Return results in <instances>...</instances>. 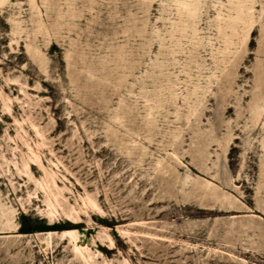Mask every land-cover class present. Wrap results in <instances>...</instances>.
<instances>
[{
  "label": "rangeland",
  "instance_id": "rangeland-1",
  "mask_svg": "<svg viewBox=\"0 0 264 264\" xmlns=\"http://www.w3.org/2000/svg\"><path fill=\"white\" fill-rule=\"evenodd\" d=\"M0 264H264V0H0Z\"/></svg>",
  "mask_w": 264,
  "mask_h": 264
},
{
  "label": "bare ground",
  "instance_id": "bare-ground-1",
  "mask_svg": "<svg viewBox=\"0 0 264 264\" xmlns=\"http://www.w3.org/2000/svg\"><path fill=\"white\" fill-rule=\"evenodd\" d=\"M74 230H66V231H64V233H63V235L64 236H70V235H72L74 232H73ZM111 241H112V244H113V240L111 239Z\"/></svg>",
  "mask_w": 264,
  "mask_h": 264
},
{
  "label": "trees",
  "instance_id": "trees-1",
  "mask_svg": "<svg viewBox=\"0 0 264 264\" xmlns=\"http://www.w3.org/2000/svg\"><path fill=\"white\" fill-rule=\"evenodd\" d=\"M36 229L33 228L32 230H27V229H24L25 232H31V231H35Z\"/></svg>",
  "mask_w": 264,
  "mask_h": 264
}]
</instances>
